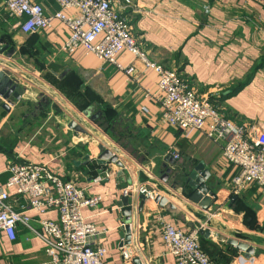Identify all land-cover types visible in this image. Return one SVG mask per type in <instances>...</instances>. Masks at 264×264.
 Listing matches in <instances>:
<instances>
[{
    "label": "crops",
    "instance_id": "1",
    "mask_svg": "<svg viewBox=\"0 0 264 264\" xmlns=\"http://www.w3.org/2000/svg\"><path fill=\"white\" fill-rule=\"evenodd\" d=\"M38 1L49 13L57 10L52 0ZM129 1L131 5L123 11V17L149 60L177 73L197 96L208 98L235 125L264 133V9L261 6L252 0ZM15 26L16 20L7 15L4 0H0V47H6L0 52V71L25 90L20 102L12 101L8 112L2 108L4 102L0 99V116L12 117V112L18 111L19 116L28 115L31 122L27 125L31 136L25 140L10 141L9 133L1 135L0 186L7 179L6 163L15 159L45 165L63 180L75 183L86 196L100 197L97 207L82 210V216L101 233L93 243L106 249L105 264H134L136 258L141 264H175L161 243L159 217L183 232L198 231L199 237L208 230V239L199 238V244L214 264H264V191L250 186L234 195L232 179L237 170L222 160L223 144L213 143L199 132L185 135L161 122L160 110L150 98L157 89V77L152 71L127 54L119 55L117 63L131 66L133 79L112 66L102 65L82 49L72 55L61 54L58 48L68 33L55 22L51 29L36 34L43 41V45L38 44L40 65L30 72L24 66L25 56L20 50L23 41L32 35L21 34ZM7 39L16 42L9 47L5 43ZM46 50L51 58L44 61L41 53ZM11 51L12 56L6 58ZM69 71L75 72L81 82L84 78L85 88L92 78L97 93L113 100L119 119L113 129L114 147L140 145L144 150L141 154L136 152V159L151 168L144 172L136 166L130 169L109 162L96 164L103 150H99L97 141L87 142L88 129L82 122L85 118L81 114V121L77 119L73 109H68L71 104L46 80L50 77L57 81ZM99 83L102 85L98 86ZM41 99L44 103L37 106ZM46 111H61L60 121L52 117L54 112ZM64 111H72L70 119L74 117L82 134L62 123L68 115ZM43 112L47 117L42 121ZM92 135L100 140L98 132ZM173 153L178 155V160H173ZM85 156L89 162L83 165ZM197 166L209 174L205 185L212 193V205L206 211L190 203L189 190L178 186L184 182V175ZM166 170L170 174L163 181ZM102 172L110 173L111 177L94 183V177ZM174 183L177 185L172 189ZM146 185L168 202L164 207L144 202L138 213L140 199L135 192ZM128 187L133 192L126 194ZM8 195L13 210L26 213L31 227L37 231L39 220L57 218L53 211L37 215L12 191ZM122 199L131 201L129 218L122 217L118 207ZM126 224L131 231L130 245L121 248L122 226ZM228 239L247 243L254 249V255L244 259L241 252L226 244ZM123 252L129 255L128 260L123 259ZM46 261L42 242L26 228L16 227L13 242L0 234V264Z\"/></svg>",
    "mask_w": 264,
    "mask_h": 264
},
{
    "label": "built area",
    "instance_id": "2",
    "mask_svg": "<svg viewBox=\"0 0 264 264\" xmlns=\"http://www.w3.org/2000/svg\"><path fill=\"white\" fill-rule=\"evenodd\" d=\"M52 1L57 7L52 13L38 0H4V8L23 35L47 31L55 22L62 25L68 35L58 48L61 54L72 55L82 49L129 79H133V68L122 67L117 57L127 54L137 59L157 77V89L150 98L160 110L161 122L185 135L199 132L213 143H222V160L237 170L232 179L234 195L250 186L264 191V133L235 125L208 98L197 96L177 73L149 60L123 17V11L131 5L129 0ZM252 1L264 9V0ZM133 83L138 84L137 80ZM172 158L179 159L175 153ZM5 170L7 179L0 186V234L13 242L16 227L26 228L42 242L47 258L44 264H105L106 249L93 243L101 233L82 216V210L97 207L100 197L86 196L75 183L63 180L45 165L14 159L6 163ZM110 177V173L102 172L92 181L99 183ZM9 191L37 215L55 212L56 220H39V230L33 229L26 213L15 212L9 204ZM124 192L133 191L128 187ZM135 193L150 202L158 196L144 186ZM158 223L161 243L175 264H213L200 250L198 231L183 232L162 217ZM122 256L129 258L126 252Z\"/></svg>",
    "mask_w": 264,
    "mask_h": 264
},
{
    "label": "rangeland",
    "instance_id": "3",
    "mask_svg": "<svg viewBox=\"0 0 264 264\" xmlns=\"http://www.w3.org/2000/svg\"><path fill=\"white\" fill-rule=\"evenodd\" d=\"M20 40V39H19ZM32 39H29V37L27 39H25L23 41V46H29L31 47ZM21 41V40H20ZM12 43H15L16 41L11 40ZM43 41H39V40H35L34 41V45L36 44H42ZM45 54V56H44ZM36 56L34 55H30L27 56L25 55L24 58V66L25 68H29L30 72H32L31 70H33V68H38L40 63L38 62V59H40V54H38V52L36 53ZM51 58L49 56V53L46 50V53H41V59L45 61V59ZM37 59V60H36ZM91 77V76H90ZM89 77V78H90ZM92 79V78H91ZM88 79V86H86L87 91H88V100L90 102V106L89 107H93L94 108V113L92 114L95 115L96 112H99L101 114V117L97 120H95L94 122H90V118L89 119H84V121L82 120V122L84 123V125L87 127V133H88V138L89 140L87 142L91 143L93 142V140L97 141L98 143V148L99 150H108L110 151L120 162V164L122 165V167H130V169L132 167H139L141 170H143L144 172L147 171V169L151 168L149 164H142L139 163L136 159V152L140 153L144 150H141L139 147H136L135 145H132V147H127V148H119V147H114L113 144V140H112V136H113V129L115 127L116 121H119L116 113L114 111H117L113 108V100L110 98H107L106 94L104 95V97H101L98 93H97V85L96 83H92L93 80ZM48 80V79H47ZM49 82V80H48ZM84 78L82 80V89H85V83H84ZM90 84V85H89ZM102 83H99L98 86H101ZM58 97V96H56ZM59 98V97H58ZM60 99V98H59ZM71 104V103H69ZM68 109L71 110L73 109V112L76 114V118L79 119L81 121L82 117H81V113H83L84 111H79L75 106H73L71 104V107L68 106ZM110 110V111H105V110ZM103 111L105 112H109L107 113L106 116L103 117V119H106V121H104L102 119V114ZM47 112V111H46ZM48 112H54L52 117H55L57 120L61 118L60 116V112L61 111H48ZM47 112V113H48ZM66 112L68 115L66 116V119L63 120V124L67 123H71L74 122L76 123L74 117H72V119H70V112L72 111H64ZM34 113V112H33ZM32 113V114H33ZM47 113L43 112V119L42 117H40V119L43 121L44 118L47 117ZM27 114L31 115V111H27ZM58 114V115H56ZM62 115V114H61ZM27 117V118H26ZM25 118L23 116H19L18 111H13L12 112V117H6L5 115L0 116V138L1 135L2 137H4L6 134L9 133V140L10 141H14L15 139H19L20 141H22L23 139H27L28 137L31 136V131L30 128L27 127L28 124H30V117L27 115ZM60 117V118H59ZM29 118V119H28ZM68 120V121H66ZM60 121V120H58ZM127 126V125H126ZM92 129V130H91ZM98 132L99 136H100V140H96V137L92 135V133H96ZM12 138H14L12 140ZM95 138V139H94ZM7 140V139H6ZM83 140H86V138L83 136ZM121 141H123L122 137L120 138ZM87 142H84L85 144ZM153 170L156 169V166L152 167ZM145 189L147 190H151L153 189L152 187L149 186H144Z\"/></svg>",
    "mask_w": 264,
    "mask_h": 264
},
{
    "label": "water",
    "instance_id": "4",
    "mask_svg": "<svg viewBox=\"0 0 264 264\" xmlns=\"http://www.w3.org/2000/svg\"><path fill=\"white\" fill-rule=\"evenodd\" d=\"M6 47H0V52L5 50ZM13 52H9L6 56V58H10L12 56ZM24 89L21 87H18L13 80H11L3 71H0V99L4 102L2 105V108L5 110V112H8L9 107L13 105L12 101L14 102H20L21 97L24 94ZM42 103H44V99H41V101L37 104V106H40ZM94 113V108L89 107L87 108L82 114V116L85 119H89L90 122H94L100 117V113L96 112L95 115L92 116ZM68 128L71 130L76 131L77 133L82 134V129L76 125V123L71 122L68 124ZM87 162H89V157L85 156L83 158V165H86ZM111 163L115 164L118 167H121L120 163L117 161V158L108 150H103L100 155L96 159L97 165H104L105 163ZM170 174V170H166L163 175V181H165L168 178V175ZM175 176H179L175 174ZM209 174L208 172L201 169V166H197L193 168L187 175H184V182H182V188H186L189 190V195L187 196V200L197 205L201 210L206 211L209 209V207L212 205V193L209 191V189L206 187L205 182L208 180ZM176 187V183H174L172 189ZM140 203L138 206V213H141V210L143 208L144 202H150L146 201L142 196H139ZM234 200V199H232ZM167 199L162 196H157L153 203L156 204L158 207H164L167 204ZM130 199H122L118 203V207L121 210L122 217L129 218L130 217ZM122 231L124 232L123 241L120 243V247L129 246L130 245V238H131V231L128 224L122 226ZM203 239H208L210 233L208 230H204L201 233ZM226 244L235 248L239 252L243 254L244 259H249L251 256L254 255V249L250 247L247 243L242 241H237L234 239H228L226 241ZM134 264H141L139 259H133Z\"/></svg>",
    "mask_w": 264,
    "mask_h": 264
},
{
    "label": "trees",
    "instance_id": "5",
    "mask_svg": "<svg viewBox=\"0 0 264 264\" xmlns=\"http://www.w3.org/2000/svg\"><path fill=\"white\" fill-rule=\"evenodd\" d=\"M35 36L36 35H32V36L29 37V39H32L31 40L32 43H30L31 47L25 46V45L22 47V49L20 50L22 55H24V56L25 55H27V56L34 55V56L38 57L36 55L37 52L39 54L38 44H36L34 46L33 43H34L35 40H39L40 41V39H38V37L37 36L35 37ZM5 43L7 45H9V47L12 46L11 39H7V41H5ZM47 79L49 80V83L58 91V93H60L69 103H71L73 106H75L79 111H84L87 108H89L90 102L87 99L88 98L87 88L82 89V82H81L79 76L75 72L69 71L67 74H64L57 81L52 79V78H50V77H48ZM105 111H110V110H105ZM105 111H103L102 119H103L104 116L107 115V113H109V112H105ZM100 117H101V114H100ZM103 120L106 121V119H103ZM199 238L202 239L201 236ZM209 245L212 246L211 244H209ZM199 247H200V250L211 261L210 257L207 255V252H206L204 246L202 244H199Z\"/></svg>",
    "mask_w": 264,
    "mask_h": 264
},
{
    "label": "flooded vegetation",
    "instance_id": "6",
    "mask_svg": "<svg viewBox=\"0 0 264 264\" xmlns=\"http://www.w3.org/2000/svg\"><path fill=\"white\" fill-rule=\"evenodd\" d=\"M176 185H177V184H176ZM178 186L182 187V182H181Z\"/></svg>",
    "mask_w": 264,
    "mask_h": 264
}]
</instances>
